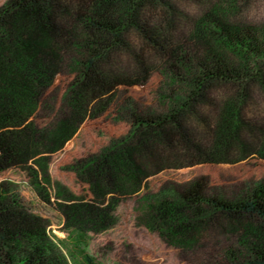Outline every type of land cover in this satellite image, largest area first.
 I'll use <instances>...</instances> for the list:
<instances>
[{
  "label": "trees",
  "instance_id": "trees-1",
  "mask_svg": "<svg viewBox=\"0 0 264 264\" xmlns=\"http://www.w3.org/2000/svg\"><path fill=\"white\" fill-rule=\"evenodd\" d=\"M179 1L0 2V264H102L90 240L115 227L117 208L135 194L145 204L144 225L169 244L191 248L222 218L237 242L210 264H264V182L236 198L209 193L204 179L170 197L154 195L140 158H154L160 170L164 150L179 160L170 164L176 168L248 150L241 108L252 84L264 89V24L232 21L236 0H190L198 6L194 14ZM123 57L134 68H122ZM156 68L166 80L165 109L143 115L131 108L125 135L75 156L85 125L112 115L119 98L128 102ZM223 87L233 95L222 99L214 143L206 149L185 116ZM254 153L264 158V143ZM68 155L75 159L66 162ZM20 184L59 213L68 259L48 223L21 202Z\"/></svg>",
  "mask_w": 264,
  "mask_h": 264
},
{
  "label": "rangeland",
  "instance_id": "rangeland-1",
  "mask_svg": "<svg viewBox=\"0 0 264 264\" xmlns=\"http://www.w3.org/2000/svg\"><path fill=\"white\" fill-rule=\"evenodd\" d=\"M4 0H0L3 2ZM179 7L186 14H194L198 6L194 1H179ZM230 11L232 21L261 25L264 24V0H236ZM122 68H134L127 57L122 59ZM158 66V65H157ZM166 80L160 68H156L147 84L131 93V99L124 101L122 95L112 107V115L99 117L85 125L84 134L75 156L98 149V142L105 143L106 137L125 135L130 129V109L145 115L148 111H162L165 103L161 92ZM249 96L242 105L241 137L248 150L234 149L227 159L194 164L186 167H170L178 159L173 158L172 151L162 152L163 169L158 170L156 160L141 155L143 163L150 173L151 192L154 195L173 196L179 189L204 179L209 193L238 197L258 183L264 182V158L254 153L264 143V89L252 84ZM60 87L51 92L53 109L59 106ZM233 95L229 87L213 91L212 99L196 106L185 116L186 127L194 139L206 149L214 143L216 129L220 123L222 99ZM58 96V97H57ZM263 140V141H262ZM163 151V148H161ZM170 157V159H168ZM74 155H68L66 162H72ZM182 162H186L184 159ZM185 164V163H184ZM169 166V167H166ZM21 202L32 213L42 217L48 223V231L61 254L67 259L60 239L67 238L62 218L53 208L42 203L31 189L19 185ZM141 195L135 194L125 198L117 208L119 220L114 228L100 233L90 240L89 248L102 264H210L223 259V250L231 243H236L238 233L229 231L224 220L219 218L211 223L199 236L198 244L182 249L169 244L157 232L150 231L140 219L143 215L144 202Z\"/></svg>",
  "mask_w": 264,
  "mask_h": 264
}]
</instances>
